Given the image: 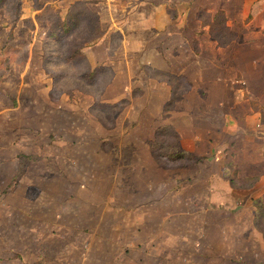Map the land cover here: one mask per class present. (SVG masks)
<instances>
[{
    "label": "rangeland",
    "instance_id": "374dc122",
    "mask_svg": "<svg viewBox=\"0 0 264 264\" xmlns=\"http://www.w3.org/2000/svg\"><path fill=\"white\" fill-rule=\"evenodd\" d=\"M53 3L12 0L0 8V91L5 92L0 106L9 108L14 131H25L20 146L36 153L18 171L12 189L1 193L15 194L4 202L9 210L0 207V264H248L240 228L251 217L239 211L253 194L231 190L220 177L221 165L230 160L225 153L231 138L218 137L215 127L221 124L215 121L231 106L220 105L227 99L218 91L222 82L210 81L216 69L205 75L207 97L204 84L191 75L200 89L185 103L180 98L190 88L186 78L155 75L148 67L130 77L104 71L94 83L86 81L85 62L66 58L89 28L84 24L61 42L48 39L55 16L63 12ZM242 24H231L235 36L248 31ZM113 45L118 48L117 41ZM168 57L164 52V59L153 53L143 58L162 67ZM27 63L34 69L23 75ZM220 77L231 83L226 74ZM154 78L173 88L169 120L161 114L168 91L154 100ZM24 82L31 89L20 88ZM226 96L231 98V91ZM200 98L205 104L192 105ZM172 122L198 136L194 162L154 158L150 145L156 132ZM207 195L212 199L204 200ZM232 198L241 206L228 208L233 213L228 214ZM219 205L222 214L204 212V206Z\"/></svg>",
    "mask_w": 264,
    "mask_h": 264
},
{
    "label": "crops",
    "instance_id": "0c3cea01",
    "mask_svg": "<svg viewBox=\"0 0 264 264\" xmlns=\"http://www.w3.org/2000/svg\"><path fill=\"white\" fill-rule=\"evenodd\" d=\"M76 1H84L87 7L97 14L100 21L102 36L82 49L92 68L102 67L114 75L126 72L130 77L141 67H148L154 71L155 75L162 77L167 74L183 76L188 80V86L190 85L188 94L180 98L183 103L189 99V96L195 94L194 81L204 84L205 88H202L207 97L209 92L206 89H209V86L205 75L209 72V68L216 69V73L211 74L214 75V79L212 76L210 81L222 82L218 91L220 89L225 95L224 98L227 99L223 102L220 100V105L224 106L228 103L226 106H231L229 113H222L215 121L221 124L215 127L218 137L231 138L229 153H225L230 160H227L226 164H232L236 170L237 179H257L254 186L247 189L253 196L248 198L243 207L239 200H236L234 204L232 198L230 201L232 206L225 208L226 212L231 214L229 209L237 208L239 211L241 206L239 212H246L251 217L248 225L240 228L245 230L246 234L240 239V243L245 246L248 264H264V230L262 231L264 225L260 229V225L258 226L255 222L256 205L264 207V124H261L259 112L264 113V0H57L54 1L53 6L59 4L56 8L63 9L60 13L63 16L67 8ZM200 9L210 14L222 11L231 30L236 33L231 24L237 21L242 22V28H247L248 31L241 34V37L237 35L228 46L219 47L210 39L208 29L202 27L201 22L197 20L196 14ZM148 32H151V35H148ZM153 40L157 41V44H150ZM115 41L118 43V48L113 45ZM112 49L116 51L112 53ZM164 52L169 53V62L162 67L154 66L143 58L151 56L152 53L163 58ZM132 61H135V69L130 68ZM28 63L23 69V75L34 69ZM220 74L223 76L226 74L225 79H229L231 83L224 84ZM191 75H194V81L190 78ZM154 82L156 83L154 84V100L168 91V98L161 106V114L165 112V120H169L172 111L168 112V109L173 104L171 87L161 78H154ZM21 86L23 89H31V85L26 82L21 83L20 88ZM165 86L168 88L166 89ZM0 88H2L1 85ZM198 89L200 88L195 90ZM228 91H231V98L226 96ZM4 94L5 92L0 91L1 101V98H5ZM148 100L153 102V96ZM196 104H205V101L200 98L192 105ZM8 110L7 105L0 106V202H2L0 207L7 210H9L8 206L4 202L12 200L15 193H1L6 188L10 191L16 183L14 179L20 170L18 156L36 154L29 152L31 147H26L25 151L20 146L18 141L22 137L20 133L25 131H14L15 127H11L14 122L8 116ZM166 126H171L178 134L182 150L197 155L193 152V145L196 144L195 140L198 136L194 137L192 131H190L191 134L183 133L181 128L173 122ZM183 127L190 129L184 125ZM29 132L26 131L30 137ZM226 164L221 165L220 177L232 190L228 179L224 176ZM209 185H213L212 179L209 180ZM214 195L218 197L216 192ZM23 197L25 202H30V199L26 200V197ZM211 197L212 195H207V199L204 200H211ZM207 207L204 206V212L214 211L216 214H222L221 205L218 206L219 209ZM0 218H2L1 213ZM220 231L223 232L222 226ZM216 250L219 253L222 252L221 241ZM215 263L223 264L224 261H215Z\"/></svg>",
    "mask_w": 264,
    "mask_h": 264
},
{
    "label": "trees",
    "instance_id": "16d2710c",
    "mask_svg": "<svg viewBox=\"0 0 264 264\" xmlns=\"http://www.w3.org/2000/svg\"><path fill=\"white\" fill-rule=\"evenodd\" d=\"M7 1L9 2L12 0H0V8ZM196 18L201 22L202 27L208 29L210 39L213 42H216L217 46H228L236 39V36L226 23L224 12L217 11L214 14H210L206 10L200 9L196 14ZM84 24H87L89 28L86 32L87 38H85L78 47L67 52L68 55L66 60L68 62H85L87 70L82 76L86 81L94 83L105 70L102 67H90L82 49L85 45L98 40L102 36V32L100 30V21L97 14L92 12L84 1H76L71 4L63 16H61L60 13L57 14L55 20L51 24V33L47 35V38L55 42H61L64 38L72 37L73 34ZM7 65L8 63H6L5 71L8 69ZM180 77L184 78L183 76H179L178 78ZM171 92V96L173 97V88H171ZM254 108L257 109L255 105ZM259 112L261 116V124L263 125L264 113L262 111ZM155 137L157 140L150 145L155 159H165V161L169 163H176L181 160L185 162H194L195 159L193 154L181 149L180 142L177 140L179 137L171 126H161V128L157 130ZM18 158L20 169L25 165V162L27 163L30 160L36 159L32 155L26 156L23 154H20ZM224 176L228 179L233 189L239 190H247L254 186L257 181L256 178L237 179L236 170L230 163L225 165ZM256 212V224L258 226L264 225V207L256 205Z\"/></svg>",
    "mask_w": 264,
    "mask_h": 264
}]
</instances>
